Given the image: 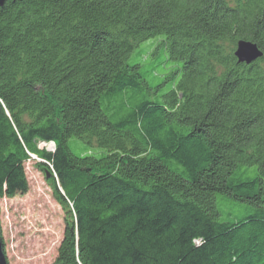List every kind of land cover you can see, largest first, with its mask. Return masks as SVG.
Returning <instances> with one entry per match:
<instances>
[{"label": "trees", "instance_id": "trees-1", "mask_svg": "<svg viewBox=\"0 0 264 264\" xmlns=\"http://www.w3.org/2000/svg\"><path fill=\"white\" fill-rule=\"evenodd\" d=\"M33 158L54 264H264V0L6 1L0 200Z\"/></svg>", "mask_w": 264, "mask_h": 264}, {"label": "rangeland", "instance_id": "rangeland-1", "mask_svg": "<svg viewBox=\"0 0 264 264\" xmlns=\"http://www.w3.org/2000/svg\"><path fill=\"white\" fill-rule=\"evenodd\" d=\"M155 45L154 41L147 43L146 51ZM46 145L40 143L38 147L47 150ZM50 150L54 151V145ZM41 162L33 158L25 164L29 184L25 195L0 200V233L8 264H54L56 259L66 212Z\"/></svg>", "mask_w": 264, "mask_h": 264}, {"label": "water", "instance_id": "water-1", "mask_svg": "<svg viewBox=\"0 0 264 264\" xmlns=\"http://www.w3.org/2000/svg\"><path fill=\"white\" fill-rule=\"evenodd\" d=\"M8 0H0V6H2ZM235 56L239 63H246L250 65L254 60L260 59L263 55L261 50L256 44L251 42L240 41L237 45V51ZM0 264H7L6 256L4 254V246L2 238L0 236Z\"/></svg>", "mask_w": 264, "mask_h": 264}, {"label": "bare ground", "instance_id": "bare-ground-1", "mask_svg": "<svg viewBox=\"0 0 264 264\" xmlns=\"http://www.w3.org/2000/svg\"><path fill=\"white\" fill-rule=\"evenodd\" d=\"M238 45V44H237ZM236 51H237V48H236ZM236 51H235V54H236ZM236 57V56H235ZM237 58V57H236ZM238 60V59H237ZM255 61V60H254ZM49 145V144H48ZM48 145H46V148H47V151H49V152H51V148L53 147V145L52 144H50L49 145V147H48Z\"/></svg>", "mask_w": 264, "mask_h": 264}]
</instances>
